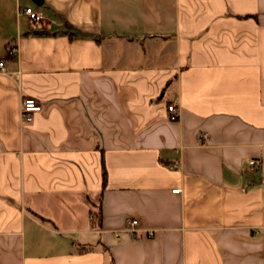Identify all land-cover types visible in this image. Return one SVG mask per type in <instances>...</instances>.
<instances>
[{
  "label": "crops",
  "instance_id": "obj_1",
  "mask_svg": "<svg viewBox=\"0 0 264 264\" xmlns=\"http://www.w3.org/2000/svg\"><path fill=\"white\" fill-rule=\"evenodd\" d=\"M2 61L0 264H264V0H0Z\"/></svg>",
  "mask_w": 264,
  "mask_h": 264
},
{
  "label": "built area",
  "instance_id": "obj_2",
  "mask_svg": "<svg viewBox=\"0 0 264 264\" xmlns=\"http://www.w3.org/2000/svg\"><path fill=\"white\" fill-rule=\"evenodd\" d=\"M22 13L27 15V17L33 21L37 22L43 18L42 14L30 6H25L22 8ZM15 48L11 49V52L15 51ZM5 63L2 61L0 62V70L2 72H5L6 70ZM43 110V105L40 103V101L33 96H27L22 100L21 108H20V118L21 121L24 123H29L33 120V116L37 112H41ZM168 110L170 112V117L172 119H178L179 117V109L176 103H172L168 105ZM260 164V161L258 159H250L249 165L251 169H255L257 165ZM181 189L177 188L174 189V192H179ZM141 228V222L138 219H128L127 220V230L130 232H137Z\"/></svg>",
  "mask_w": 264,
  "mask_h": 264
},
{
  "label": "trees",
  "instance_id": "obj_3",
  "mask_svg": "<svg viewBox=\"0 0 264 264\" xmlns=\"http://www.w3.org/2000/svg\"><path fill=\"white\" fill-rule=\"evenodd\" d=\"M102 165H103V187L105 186L106 184V181H107V171H106V167H105V163L102 161ZM93 213L96 215L99 214V212H94Z\"/></svg>",
  "mask_w": 264,
  "mask_h": 264
},
{
  "label": "water",
  "instance_id": "obj_4",
  "mask_svg": "<svg viewBox=\"0 0 264 264\" xmlns=\"http://www.w3.org/2000/svg\"><path fill=\"white\" fill-rule=\"evenodd\" d=\"M37 4L41 5L42 4V0H34Z\"/></svg>",
  "mask_w": 264,
  "mask_h": 264
}]
</instances>
